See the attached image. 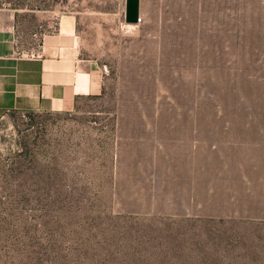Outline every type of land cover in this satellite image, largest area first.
Masks as SVG:
<instances>
[{
	"label": "rangeland",
	"instance_id": "374dc122",
	"mask_svg": "<svg viewBox=\"0 0 264 264\" xmlns=\"http://www.w3.org/2000/svg\"><path fill=\"white\" fill-rule=\"evenodd\" d=\"M0 7L104 24L99 95L0 114V264H264V0Z\"/></svg>",
	"mask_w": 264,
	"mask_h": 264
},
{
	"label": "crops",
	"instance_id": "0c3cea01",
	"mask_svg": "<svg viewBox=\"0 0 264 264\" xmlns=\"http://www.w3.org/2000/svg\"><path fill=\"white\" fill-rule=\"evenodd\" d=\"M53 14L0 7V114L69 111L81 98L102 92L101 33L92 36L90 30L104 24L88 15ZM114 18L120 21V15ZM29 51L40 56L13 57Z\"/></svg>",
	"mask_w": 264,
	"mask_h": 264
},
{
	"label": "water",
	"instance_id": "95a60500",
	"mask_svg": "<svg viewBox=\"0 0 264 264\" xmlns=\"http://www.w3.org/2000/svg\"><path fill=\"white\" fill-rule=\"evenodd\" d=\"M139 17V0H125V19L136 22Z\"/></svg>",
	"mask_w": 264,
	"mask_h": 264
},
{
	"label": "built area",
	"instance_id": "2783aa9c",
	"mask_svg": "<svg viewBox=\"0 0 264 264\" xmlns=\"http://www.w3.org/2000/svg\"><path fill=\"white\" fill-rule=\"evenodd\" d=\"M140 20H141V17H140V15H139L137 21H136V22H132V23H138ZM14 56H15V57H21V56H24V57H27V58H30V59H31V58H37V57H39L40 54L37 53V52L29 51V52H27V53L17 52L15 55H13V57H14Z\"/></svg>",
	"mask_w": 264,
	"mask_h": 264
}]
</instances>
